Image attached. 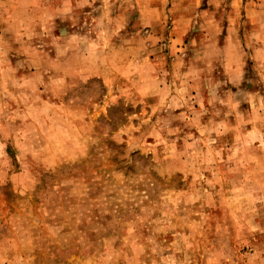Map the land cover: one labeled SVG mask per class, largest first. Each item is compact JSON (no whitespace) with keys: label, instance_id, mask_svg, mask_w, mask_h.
<instances>
[{"label":"rangeland","instance_id":"1","mask_svg":"<svg viewBox=\"0 0 264 264\" xmlns=\"http://www.w3.org/2000/svg\"><path fill=\"white\" fill-rule=\"evenodd\" d=\"M0 264H264V0H0Z\"/></svg>","mask_w":264,"mask_h":264}]
</instances>
